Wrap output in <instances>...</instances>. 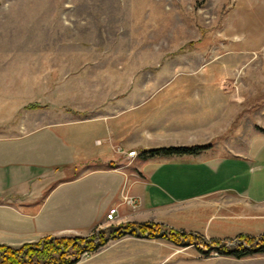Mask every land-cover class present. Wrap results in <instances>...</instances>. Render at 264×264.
Masks as SVG:
<instances>
[{"label":"rangeland","instance_id":"rangeland-1","mask_svg":"<svg viewBox=\"0 0 264 264\" xmlns=\"http://www.w3.org/2000/svg\"><path fill=\"white\" fill-rule=\"evenodd\" d=\"M0 105V115L13 114L4 132L23 127L24 117L28 129L48 130L51 188L101 167L92 154L77 162V146L92 152L103 134L113 139L114 169L127 174L172 158L142 154L160 147L245 154L264 134V0H0ZM134 146L138 155L129 157ZM138 200L126 192L116 199L124 218L106 215L107 224L79 235L122 220L158 223L142 220ZM203 237L212 243L208 254L127 236L77 264L264 262V254L237 259L214 250L241 243L237 236Z\"/></svg>","mask_w":264,"mask_h":264},{"label":"crops","instance_id":"crops-1","mask_svg":"<svg viewBox=\"0 0 264 264\" xmlns=\"http://www.w3.org/2000/svg\"><path fill=\"white\" fill-rule=\"evenodd\" d=\"M1 115L0 126L11 124L9 109ZM29 119L22 118L20 129H0V244L20 247L69 232L80 236L79 232L92 226L107 224L106 215L113 208L120 217L123 211L116 199L126 192L138 197L144 221L156 220L212 238L264 235V134L253 137L245 154L223 157L205 150L192 156L160 158L141 167L138 174L125 173L124 167H108L115 162L113 139L103 134L94 137L92 152L77 146V162L92 154L91 159L101 167L51 188L50 164L44 158L49 151L44 148V138L49 137L44 131L48 130L28 129ZM111 130L107 126L106 133ZM36 137L42 141L41 148L34 147ZM65 189L68 195L62 198Z\"/></svg>","mask_w":264,"mask_h":264},{"label":"trees","instance_id":"trees-1","mask_svg":"<svg viewBox=\"0 0 264 264\" xmlns=\"http://www.w3.org/2000/svg\"><path fill=\"white\" fill-rule=\"evenodd\" d=\"M209 147L205 145L169 146L144 150L142 154L149 157L192 156ZM113 164L114 162H110L108 167H113ZM127 236L166 239L177 246H194L203 254L209 253L208 247H211L212 244L209 245L205 238L199 234L176 230L159 223H121L107 229H97L88 236L56 237L48 235L20 247L0 244V264H77L84 256L98 252L110 241L120 240ZM237 238L242 244L229 247L221 246L220 253L237 259L264 254V235L258 237L239 235ZM213 242H219V240H213Z\"/></svg>","mask_w":264,"mask_h":264},{"label":"built area","instance_id":"built-area-1","mask_svg":"<svg viewBox=\"0 0 264 264\" xmlns=\"http://www.w3.org/2000/svg\"><path fill=\"white\" fill-rule=\"evenodd\" d=\"M129 157H136L137 156V151L136 150H132L130 151L128 154H127ZM129 203L132 204V206H135L136 205V202H137V199H132L131 201L128 200ZM108 216V220L109 221H113L117 218L118 216V209L117 208H113L109 211V213L107 214ZM236 244H241L237 241H229L227 243H223V244H220L218 246H213L214 250H219V248L221 246H226V247H229V246H232V245H236Z\"/></svg>","mask_w":264,"mask_h":264}]
</instances>
